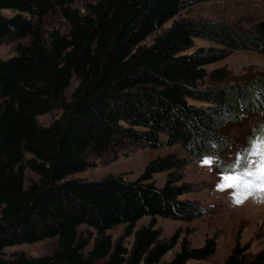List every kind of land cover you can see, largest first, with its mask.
I'll return each instance as SVG.
<instances>
[{"label":"trees","instance_id":"16d2710c","mask_svg":"<svg viewBox=\"0 0 264 264\" xmlns=\"http://www.w3.org/2000/svg\"><path fill=\"white\" fill-rule=\"evenodd\" d=\"M76 1L0 0V43H16L15 54L0 59V264H186L210 258L214 238L199 248L184 241L169 262L162 261L178 237L161 241L154 220L202 216L197 205L181 199L195 190L181 183L185 159L156 156L132 181L67 177L86 170L89 155L135 147L179 146L192 159L219 153L227 124L264 111V73L203 88L207 78H229L226 68L204 67L233 51L264 55V38L224 22L180 19L146 47L141 43L179 12L209 0H95L84 13L72 7ZM4 10L12 15L5 17ZM55 10L69 28L49 31L45 42L44 17ZM26 38L27 44L20 42ZM194 39L218 48L188 52ZM73 77L77 84L66 97ZM53 109L60 115L38 125L37 117ZM25 170L37 181L26 184ZM160 173L167 178L157 187L152 179ZM144 217L152 222L135 230ZM83 225L91 231L81 234ZM121 225L122 236L113 241L108 231ZM49 239L57 241L51 256H3L7 247ZM247 250L236 245L224 264H264V251L251 256Z\"/></svg>","mask_w":264,"mask_h":264},{"label":"rangeland","instance_id":"374dc122","mask_svg":"<svg viewBox=\"0 0 264 264\" xmlns=\"http://www.w3.org/2000/svg\"><path fill=\"white\" fill-rule=\"evenodd\" d=\"M95 0H77L72 7L84 13L85 5ZM5 17L12 15L4 10ZM180 19H205L212 22H224L243 32H255V25L264 21V0H209L193 5L179 12L172 20L164 24L160 30L141 43L149 46L154 39L166 31L173 21ZM68 23L61 17L58 10L44 17L42 36L47 42V33L53 29L66 33ZM29 42V38L20 41ZM16 43H0V59H6L15 54ZM218 48L217 45L204 40L194 39L196 48ZM207 72L226 68L229 78L223 83H215L208 78L202 81L201 87L223 86L230 82L249 80L258 73H264V55L251 51H233L227 58L204 67ZM77 84L73 77L65 96L69 97ZM195 106H203L200 102L188 100ZM60 115L58 109L39 115L37 123L47 126ZM222 145L219 153L192 159L179 146H165L159 150L130 148L118 151L116 154L105 152L101 156L89 155V167L69 179L100 180L108 176H121L132 181L140 176L147 163L156 156L176 154L188 161L182 170L181 183L192 184L195 190L181 197L197 205L202 216L191 221L182 222L156 218L154 228L160 232V240L167 241L177 236L176 245L162 258L169 262L181 248L182 242L191 248L201 247L206 239H215L214 254L203 261L190 260L186 264H224L226 257L236 245L247 247L251 256L264 251V111L255 114H244L238 123L227 124L220 132ZM162 141L166 137L161 135ZM31 156L25 154V159ZM26 184L37 181V176L29 170L24 171ZM167 178L166 173L153 176L152 182L160 187ZM150 217H144L136 224L135 230L148 226ZM86 226H81L79 232L85 234ZM124 226H118L108 231L113 241L122 236ZM133 236L124 239L130 247ZM57 248L56 239H49L33 244H22L3 249V256L11 258L15 252H23L29 258L51 256Z\"/></svg>","mask_w":264,"mask_h":264},{"label":"water","instance_id":"95a60500","mask_svg":"<svg viewBox=\"0 0 264 264\" xmlns=\"http://www.w3.org/2000/svg\"><path fill=\"white\" fill-rule=\"evenodd\" d=\"M255 32L264 38V21L255 25Z\"/></svg>","mask_w":264,"mask_h":264}]
</instances>
